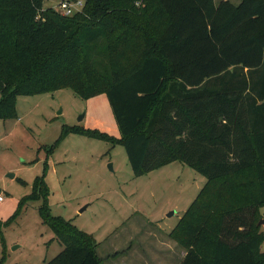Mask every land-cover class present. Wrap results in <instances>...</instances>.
<instances>
[{
	"label": "trees",
	"instance_id": "1",
	"mask_svg": "<svg viewBox=\"0 0 264 264\" xmlns=\"http://www.w3.org/2000/svg\"><path fill=\"white\" fill-rule=\"evenodd\" d=\"M45 2L0 0V119L23 95L105 93L120 137L64 124L50 153L80 133L122 144L136 176L192 167L206 183L168 234L180 264H264V0ZM46 170L18 206L40 202L64 246L45 264H103L95 236L53 213Z\"/></svg>",
	"mask_w": 264,
	"mask_h": 264
},
{
	"label": "rangeland",
	"instance_id": "2",
	"mask_svg": "<svg viewBox=\"0 0 264 264\" xmlns=\"http://www.w3.org/2000/svg\"><path fill=\"white\" fill-rule=\"evenodd\" d=\"M58 2L46 0L44 7ZM17 108V118L0 119L3 264H45L64 248L43 222L40 202L31 201L18 212L20 198L31 192L45 166L53 213L95 236L103 264L181 259L184 247L168 234L206 183L205 176L180 161L136 176L122 144L80 133L69 134L50 153L64 124L120 137L105 93L83 99L64 88L19 96Z\"/></svg>",
	"mask_w": 264,
	"mask_h": 264
},
{
	"label": "built area",
	"instance_id": "3",
	"mask_svg": "<svg viewBox=\"0 0 264 264\" xmlns=\"http://www.w3.org/2000/svg\"><path fill=\"white\" fill-rule=\"evenodd\" d=\"M85 0H59L55 9L59 10L64 15H72L78 11H81L84 7ZM4 193H0V203L5 200Z\"/></svg>",
	"mask_w": 264,
	"mask_h": 264
},
{
	"label": "crops",
	"instance_id": "4",
	"mask_svg": "<svg viewBox=\"0 0 264 264\" xmlns=\"http://www.w3.org/2000/svg\"><path fill=\"white\" fill-rule=\"evenodd\" d=\"M233 2H236L234 0H232ZM48 7V6H47ZM14 177H16V175H14ZM13 177V178H14ZM0 192L6 194L1 188H0ZM27 206V205H26ZM186 251L183 252V255L181 256L180 260H177L176 258H173V260H171L168 264H180L181 260L183 259L184 255H185ZM164 264V262H162ZM111 264V263H110ZM127 264V263H126Z\"/></svg>",
	"mask_w": 264,
	"mask_h": 264
},
{
	"label": "water",
	"instance_id": "5",
	"mask_svg": "<svg viewBox=\"0 0 264 264\" xmlns=\"http://www.w3.org/2000/svg\"><path fill=\"white\" fill-rule=\"evenodd\" d=\"M81 119H83V116L81 117ZM12 177H14V174H12ZM86 208V207H85ZM85 208H83L82 210H84ZM174 212H171L170 215H172Z\"/></svg>",
	"mask_w": 264,
	"mask_h": 264
}]
</instances>
